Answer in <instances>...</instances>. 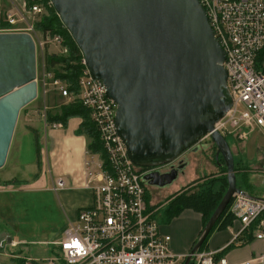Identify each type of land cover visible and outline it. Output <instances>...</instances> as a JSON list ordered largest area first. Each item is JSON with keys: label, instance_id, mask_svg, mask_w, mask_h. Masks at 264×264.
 <instances>
[{"label": "water", "instance_id": "obj_1", "mask_svg": "<svg viewBox=\"0 0 264 264\" xmlns=\"http://www.w3.org/2000/svg\"><path fill=\"white\" fill-rule=\"evenodd\" d=\"M78 48L90 76L116 104V133L139 168L167 165L201 139L230 110L223 53L197 0H49ZM34 44L24 33H0V169L22 109L36 100ZM226 168L227 190L183 264L202 246L235 194L232 154L210 136ZM185 165L143 181L164 188ZM11 242L7 239V244Z\"/></svg>", "mask_w": 264, "mask_h": 264}, {"label": "built area", "instance_id": "obj_2", "mask_svg": "<svg viewBox=\"0 0 264 264\" xmlns=\"http://www.w3.org/2000/svg\"><path fill=\"white\" fill-rule=\"evenodd\" d=\"M197 1L223 53L222 67L232 102L230 110L200 142L212 144L210 136L214 132L224 139L229 136L235 140H245L254 131L264 135V0ZM44 13L42 6L28 7L25 3L20 10H0V33H24L33 41L36 100L41 101L44 129H62L61 124H48L45 119L46 114L52 113L45 106L50 92L66 103L77 99L89 111L105 157L103 160L86 150L85 187L92 193V204L80 209L75 220L63 229L61 238L50 243L56 256L62 264H180L188 254H173L170 237L159 232L158 222L147 207L142 179L149 170L134 166L128 159L116 133V104L106 97L103 84L90 76L81 59L83 70L78 95L74 97L45 67L47 47H56L58 55H66L67 49L62 46L60 36L35 29L36 19ZM65 188V180L57 178L51 190L58 192ZM228 212L233 222L239 224L234 240L249 233L264 240V197L250 200L235 194ZM221 251L199 249L189 264H227L224 257H219ZM54 261L48 259L46 263ZM255 261L264 264V252Z\"/></svg>", "mask_w": 264, "mask_h": 264}, {"label": "rangeland", "instance_id": "obj_3", "mask_svg": "<svg viewBox=\"0 0 264 264\" xmlns=\"http://www.w3.org/2000/svg\"><path fill=\"white\" fill-rule=\"evenodd\" d=\"M9 8V0H0V10ZM46 51L57 53V48L49 46ZM39 63L38 50L40 71ZM65 103V99L50 92L45 106L47 112L54 113ZM46 130L40 100L20 111L5 165L0 169V264H47L48 259L55 260L53 264H62L50 243L61 238L63 229L75 220L79 209L88 207L83 204L84 194L51 190L49 169L44 161ZM36 137L39 154L34 146ZM225 140L232 154L237 188L253 197L264 196V135L254 131L245 140L229 136ZM196 149V154L187 151L183 155L189 165L174 183L161 189L145 183L147 196L161 204L163 209L191 183L193 186L187 194L201 192L200 183L204 181L226 178L224 164L215 160L213 144L202 141ZM12 180L17 182L10 183ZM183 181L185 183L181 186ZM7 239L11 240L9 244Z\"/></svg>", "mask_w": 264, "mask_h": 264}, {"label": "crops", "instance_id": "obj_4", "mask_svg": "<svg viewBox=\"0 0 264 264\" xmlns=\"http://www.w3.org/2000/svg\"><path fill=\"white\" fill-rule=\"evenodd\" d=\"M9 1L10 8L5 10L10 12L22 9L25 2V0ZM80 123V119L74 118L70 119L62 129L53 130L48 128L46 130L45 142L47 144V152L44 161L47 163L49 169L48 175L52 187L55 179L63 178L66 182V188L60 192L84 194L86 198L83 200V204H88L87 206L89 207L92 204V193L85 187L87 180L84 176L85 153L88 140L85 136L76 134ZM184 183L183 181L181 186ZM262 197L264 196L255 198ZM146 203L153 217L158 222L159 232L162 235L170 237L169 248L171 252L182 256L189 254L199 240L204 228L201 216L191 210H185L177 217L167 221L164 217L165 208L163 209L161 204L151 200L148 196L146 197ZM238 229L239 224L233 222L227 228L214 230L206 239L203 250H222L219 257H224L227 264H243L246 262L258 264L255 260L264 252V240H257L254 238V235L249 233L241 237H248L247 239L244 238V240H247L246 243L241 244L240 239L234 240Z\"/></svg>", "mask_w": 264, "mask_h": 264}, {"label": "trees", "instance_id": "obj_5", "mask_svg": "<svg viewBox=\"0 0 264 264\" xmlns=\"http://www.w3.org/2000/svg\"><path fill=\"white\" fill-rule=\"evenodd\" d=\"M26 5H40L45 9V14L39 16L35 21V29L41 33L49 32L52 35L60 36L64 46L67 49L66 55H58L57 53L49 54L45 51V67L48 71L53 73L54 77L60 80L65 84L66 90L68 93L74 97L78 95V80L81 76L83 67L81 65L82 56L72 41L70 35L66 31V29L61 24L59 18L55 14L51 5H49V0H25ZM78 118L81 120V123L76 131L77 135H83L87 138L88 143L86 145V150L91 152L92 154L99 155L101 159L104 160V154L102 151V146L100 144L97 131L90 120L89 111L86 110L79 103L77 99L62 104L59 106L57 112L46 114L45 119L48 124L57 123L61 124L62 128L66 125V123L70 119ZM35 149H37L38 154L40 152L39 148V140L36 137L34 142ZM37 154V157L39 155ZM218 162L223 161L221 158L218 159ZM224 166V165H223ZM224 171L226 173V168L224 167ZM235 171V168H234ZM236 177V175H235ZM17 181L12 180L10 183L15 184ZM201 184L202 191L197 193H189V189L191 188L192 183L185 186L181 191H179L173 198V200L167 205L164 210V217L167 221L177 217L182 211L191 210L193 212L198 213L202 218V226L204 227L207 223L208 219L218 206L222 196L226 192L227 182L225 179H215V180H207ZM196 185V183H195ZM208 187V189H207ZM237 187V183H236ZM207 189V190H206ZM183 191V192H182ZM186 191V192H185ZM230 203L220 215V217L215 222L211 232L214 230H220L227 228L232 225L234 218L228 212ZM66 227V226H65ZM208 235V236H209ZM206 237V239L208 238ZM245 238V237H244ZM244 238H240L241 244L246 243L247 240ZM246 237L245 239H247ZM203 242L200 251L203 250L204 244ZM182 261L180 264H183Z\"/></svg>", "mask_w": 264, "mask_h": 264}, {"label": "flooded vegetation", "instance_id": "obj_6", "mask_svg": "<svg viewBox=\"0 0 264 264\" xmlns=\"http://www.w3.org/2000/svg\"><path fill=\"white\" fill-rule=\"evenodd\" d=\"M185 153H187V152H185ZM185 153H183V155ZM192 153L196 154L197 153V149H196V151H192ZM182 156L180 158H178L177 160H175L174 162H171V163H169L167 165L156 167V168L147 169V170H149V172L147 174H149V173H158L160 175L161 174H166V173L170 172V170L178 168L179 165L181 164V165H185V167L182 170V173H178V176L179 175L183 176L184 173H185L184 171L188 167L189 163H188L186 157L185 156L182 157ZM218 158H221L220 155L218 156Z\"/></svg>", "mask_w": 264, "mask_h": 264}]
</instances>
